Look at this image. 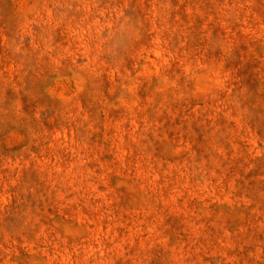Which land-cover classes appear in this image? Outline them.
Wrapping results in <instances>:
<instances>
[{
	"label": "rangeland",
	"instance_id": "obj_1",
	"mask_svg": "<svg viewBox=\"0 0 264 264\" xmlns=\"http://www.w3.org/2000/svg\"><path fill=\"white\" fill-rule=\"evenodd\" d=\"M0 264H264V0H0Z\"/></svg>",
	"mask_w": 264,
	"mask_h": 264
}]
</instances>
